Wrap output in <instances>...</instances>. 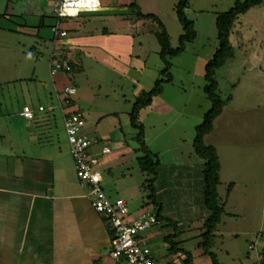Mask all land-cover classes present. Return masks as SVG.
I'll list each match as a JSON object with an SVG mask.
<instances>
[{"label":"rangeland","instance_id":"rangeland-1","mask_svg":"<svg viewBox=\"0 0 264 264\" xmlns=\"http://www.w3.org/2000/svg\"><path fill=\"white\" fill-rule=\"evenodd\" d=\"M7 1L0 0V136H3V139L0 138V144L6 145L13 140L12 144L16 145L17 140L21 139L19 134L24 129V125L15 116L18 108H21L23 104H29L32 108L36 106L34 108L36 110L39 102L44 105H56L55 94L51 101L46 99V95L52 90L48 74V54H50L49 49L52 42V33L49 28L55 19L52 17V10L51 12L46 10V15L43 17L45 18L44 27L39 28L41 31L38 38L36 26L40 19L36 20L35 17L31 18L29 15L24 18L25 20L15 15L10 21L3 18ZM9 1H14L15 4L19 0ZM37 1L42 2V0H25L23 5L30 9L29 6L36 4ZM178 1L145 0L147 7L144 5L147 10L160 14L159 18L167 30L173 48L178 47V37L182 34V28L174 10ZM235 1L189 0L185 14L194 23L196 38L193 42L186 44L181 54L169 59V75L172 80L164 83L161 93L153 98L149 106L140 110L136 124L141 129L130 125L129 113L136 98L142 92L153 88L155 81L163 77L159 74L163 68L159 55L151 53L146 62L148 69L145 68V72L140 73L137 68L141 64L130 55L133 42L119 37L117 41L109 40L114 43L112 44L113 49H109V56H105L95 47L84 50L80 56L82 70L69 74L58 73L54 76L58 92L63 91L64 87H72L75 90L72 98L87 118V129L92 128L96 130V135L111 138V153L101 159L102 185L108 196L123 199L129 212L147 208L146 206L153 207L148 198V191L143 188L146 179L150 176L141 172L136 162V158L143 155L137 142L141 132L140 138L146 150L155 156L161 165H170L175 161L182 164L197 163L199 158L192 148L194 128L202 122L204 113L210 107V102L203 92L206 84L203 77L204 65L211 58L217 46L216 14L229 10L234 6ZM257 9L251 10L248 17L251 18L249 19L251 22H255L254 26H259L260 32H263V14L262 11L256 12ZM83 15L85 13H79L80 17ZM64 25L65 23H62V26ZM104 25L110 27V23ZM149 25L151 22H147L146 28H151ZM155 27L154 24L156 31ZM121 31L124 32V28ZM126 32L129 31L126 30ZM255 32H258L257 28ZM154 36L150 41L152 45H156ZM69 38L71 36L62 38L61 42L65 43ZM105 38L98 34L93 38L95 40L93 44H98V46L105 44L107 40ZM133 41L137 43V39L133 38ZM254 42L256 43V40ZM230 43L232 52L238 53L239 59L235 58L232 65L225 62L215 74L223 100L229 94H233V88L230 86H236L239 83L234 94L235 102L232 105L226 103L228 107L223 109L222 120L216 124L217 129L235 127L241 122L243 116H255L257 119L258 114H264V107L260 103H255L258 95L256 91L249 90L250 97L243 98L245 88L243 86L248 82L250 84L252 76L257 72L251 71L243 57H240L233 38ZM249 45L253 46L252 43ZM250 46L247 45L246 49H253ZM32 47L33 49L30 50ZM151 48L152 51L153 47ZM12 78H16L14 83V79L11 83L9 81ZM136 81L139 83L136 84ZM161 101L169 103L173 109L172 112L157 110L156 106ZM107 114L111 115L107 116ZM258 123L259 127L264 129V117ZM252 125L251 121L250 126ZM50 130L55 150H58L64 159L72 163L64 131H62V118L57 109L51 114ZM34 137L37 138V136ZM41 138L45 140L42 136ZM48 150L49 148L42 150L41 156H49ZM30 154L38 156L40 152L32 149ZM181 195L179 198L183 204L179 205L174 201V205H171L173 215L170 219L168 218L170 222L177 224L178 230L177 235L171 240L178 243V248L190 254L194 264H212L210 258L204 255L202 248L198 246L202 239V226L197 222L186 225L182 221L190 216L186 207L183 208L184 202L185 204L190 202L183 201ZM246 202L245 205L238 200L232 201L234 208L242 215L232 216V220L225 219V224H219L214 232L210 252L216 256L219 264H253L258 257L260 244L263 243L258 235L264 234V200ZM160 206H162V211L167 209L163 203ZM176 211L186 214L182 217L177 215ZM174 230L173 226H168L166 223L165 226L157 227L155 230L153 228L146 234L147 238L153 237L150 246L154 249V256H157L159 261L167 260L169 256H173L172 259L176 258L174 255H168L169 244L164 241L165 237L176 232ZM251 245L252 250L249 249Z\"/></svg>","mask_w":264,"mask_h":264},{"label":"crops","instance_id":"crops-1","mask_svg":"<svg viewBox=\"0 0 264 264\" xmlns=\"http://www.w3.org/2000/svg\"><path fill=\"white\" fill-rule=\"evenodd\" d=\"M23 1L25 0H19L15 4L14 1H7L5 14L9 18L6 21H10L13 15L20 17L21 20H25L27 15L31 18L35 17L36 20L40 19L36 26V36L39 38L41 31L39 28L44 27L45 18L43 17L46 15V10L51 12L58 0L37 1L36 4L29 6L30 9L24 7ZM100 3L101 8L98 12L85 13L81 17L77 15L64 22L65 25L62 28L67 32L66 37L71 36V38L63 43L62 38L54 39L52 35L48 58L54 51L57 55L69 60L72 73L76 70L80 71L82 70L80 56L84 50L95 47L105 56H109V49H113L112 41H117L120 37L133 42L130 55L141 64L137 70L140 73L145 72L148 69L146 62L151 53L158 55L160 47L157 40L154 41L156 45L150 42L155 32L154 22L137 18L130 5L134 4L143 15H154L161 21L160 14L147 10L145 0H100ZM253 9H257L256 12L262 11L264 16V0L236 16L229 28L228 39L230 43L233 38L240 57H243L251 71L257 72L252 76L250 84L248 82L243 86L245 87L243 98L250 97L249 90L256 91L258 95L255 103H260L264 107V31L260 32L259 26H254L255 22L249 20L251 18L248 17V13ZM147 22H151L149 25L151 28H146ZM105 23H110V27L105 26ZM50 25L52 26L53 23ZM123 28L124 32L121 31ZM255 28L258 30L257 33ZM98 34L107 38L105 44H99V46L93 44L95 41L93 38ZM133 38L137 39V43L133 41ZM247 45L253 49H246ZM237 55L239 54L232 52L231 46V55L226 63L232 65L236 59H239ZM54 76H50L52 90L46 95L49 101L58 91ZM9 81L14 83L16 78ZM138 83L139 81H136V84ZM236 86H230L234 92L223 100L217 82V93L225 103L224 110L228 107L226 103L232 105L235 102ZM23 106H29L32 110L36 107L32 108L29 104H23L21 108ZM37 106L47 105L39 102ZM21 108L15 112L16 119L24 125V129L19 134L21 139L17 140L16 145L12 144L13 140L6 145L0 144V264H126L122 258L114 261L109 257L112 238L109 228L104 219L93 210L87 189L79 184L73 161L71 163L64 159L52 144L51 114L35 112L34 119L27 121L20 116ZM156 109L166 113L173 110L169 103L163 101L158 103ZM223 109L214 120L212 131L203 139L205 145L216 150L218 157L217 192L220 203L224 204V214L221 216L220 224H225V219L232 220V216L242 215L234 208L232 201L238 200L246 205V201L249 200H264V129H261L258 123L263 120L264 114H258L257 119L255 116H243L241 122L235 127L217 129L216 124L222 120ZM109 115L111 114H107ZM251 121L252 126H250ZM87 130L93 137L111 140L109 136L96 135V130L92 128ZM41 136L45 139L44 141ZM0 138L3 139V136ZM47 148L50 155L41 156V151ZM32 149H37L40 155L32 156L30 154ZM175 163L166 166L159 163L154 184L155 202L159 206L162 203L167 206L166 210L161 209V216L170 219L173 215L171 205H174V201L180 205L179 196L182 194L183 201L190 202L189 204L184 202L183 208L186 207L190 216L182 220L183 223L187 225L197 222L202 226L203 219L208 215L204 206L202 162L197 159V163L194 164H182L177 161ZM150 178L151 176L148 179ZM229 185L231 187L227 193ZM146 207L129 212L131 218L138 217L144 211L157 209L156 206ZM176 214L183 217L186 213L176 211ZM225 215L229 217L224 218ZM165 224L163 221L159 222L154 230ZM258 237L263 241L260 244L259 255L264 253V234H259ZM152 238L147 239L155 261L166 263L175 260V258L172 259L173 256H169L167 260L159 261L157 256H154V249L150 246Z\"/></svg>","mask_w":264,"mask_h":264},{"label":"built area","instance_id":"built-area-1","mask_svg":"<svg viewBox=\"0 0 264 264\" xmlns=\"http://www.w3.org/2000/svg\"><path fill=\"white\" fill-rule=\"evenodd\" d=\"M100 8V0H58L52 9L55 22L51 26V33L54 39L67 36L62 23L79 13H95ZM3 18L8 20L9 16L3 14ZM48 65L51 77L58 73H72L69 60L54 51ZM74 94L72 87H64L63 91L55 92V106H38L36 110L23 106L20 116L31 121L35 112L52 114L55 109L59 111L76 178L81 187L87 189L93 210L104 219L112 234L109 257L114 261L122 258L126 264H184L181 259L166 263L153 259L146 234L159 224L155 211H144L133 219L123 199H112L104 192L100 165L102 157L111 153V140L91 136L87 130V119L72 98ZM252 248L249 246V249ZM254 264H264V253L258 255Z\"/></svg>","mask_w":264,"mask_h":264},{"label":"trees","instance_id":"trees-1","mask_svg":"<svg viewBox=\"0 0 264 264\" xmlns=\"http://www.w3.org/2000/svg\"><path fill=\"white\" fill-rule=\"evenodd\" d=\"M262 0H243L235 1L234 6L229 10L216 14L215 30H216V42L217 46L211 56V58L204 65V80L205 85L203 92L210 102L209 109L204 113L202 122L194 128V138L192 141V148L194 154L202 162L203 170V195L204 206L208 212V215L202 221L203 233L201 234V242L199 247L202 248L203 254L207 255L212 264H219L216 256L210 252L212 245L214 232L217 226L220 224L221 216L224 214V204L220 203L217 192L219 186V162L216 154V150L204 144L203 139L213 129L214 120L220 115L225 103L217 93V81L215 80V73L219 70L227 61L231 55V46L229 43V28L232 25L233 20L237 15L245 13L249 8L256 6ZM189 5V0H179L174 10L178 23L182 28V34L178 37V47L173 48L170 44V37L161 21L154 15H143L134 4L130 7L135 11V16L140 19H147L156 25V31L154 32L155 38L159 44L160 52L159 58L163 63V68L159 72L162 78L155 81L154 87L147 92H142L139 97L136 98L132 105L130 115V125L135 128L141 129L136 124L137 117L141 109L149 106L153 98L159 95L162 91V85L164 83L171 82L172 78L169 75L170 63L169 59L178 56L185 50V46L191 43L196 38V32L194 29V23L186 17L185 10ZM142 132L138 135L137 142L140 145V151L143 153L141 157L136 158L137 166L140 171L151 176L143 185L144 190L148 191L151 203L156 206L155 213L158 222H166L168 226L174 227V234L165 237L164 241L169 244L168 254L174 255L175 259H181L184 264H194L190 254L178 248L177 242L171 240L174 238L178 230L177 224L170 222L161 216L162 207L155 202V188L154 184L157 179V168L159 162L155 156L151 155L145 148L143 141L141 140ZM231 185L227 187V193L230 191Z\"/></svg>","mask_w":264,"mask_h":264},{"label":"water","instance_id":"water-1","mask_svg":"<svg viewBox=\"0 0 264 264\" xmlns=\"http://www.w3.org/2000/svg\"><path fill=\"white\" fill-rule=\"evenodd\" d=\"M73 16H75V15H73ZM51 193H49V195H50Z\"/></svg>","mask_w":264,"mask_h":264}]
</instances>
